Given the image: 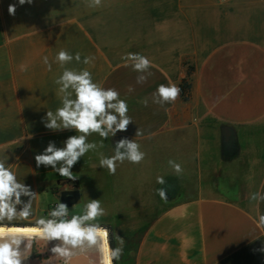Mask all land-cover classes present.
Instances as JSON below:
<instances>
[{
	"label": "crops",
	"instance_id": "crops-1",
	"mask_svg": "<svg viewBox=\"0 0 264 264\" xmlns=\"http://www.w3.org/2000/svg\"><path fill=\"white\" fill-rule=\"evenodd\" d=\"M60 50L80 53L81 62L64 67L86 68L94 82L115 88L133 121L126 132L103 141L90 135L88 142L104 147L73 168L107 171L98 153L113 155L115 143L127 137L146 157L140 164H118L115 175L123 187L114 200L139 209L161 200L157 176L170 186L130 249L129 264H264V201L250 200L253 193L264 195V0H118L24 31L12 30L0 9V157L7 156L17 179L37 193L34 215L46 206L37 191L42 169L53 170L37 167L35 156L49 142L63 147L79 134L44 124L47 111L62 106L55 83L64 70L55 59ZM127 53L152 61L145 83H136L138 73L122 59ZM88 56L94 60L85 65ZM188 65L189 99L153 103L157 87L178 85ZM137 129L142 135H135ZM170 159L182 165V176L174 174Z\"/></svg>",
	"mask_w": 264,
	"mask_h": 264
},
{
	"label": "clouds",
	"instance_id": "clouds-1",
	"mask_svg": "<svg viewBox=\"0 0 264 264\" xmlns=\"http://www.w3.org/2000/svg\"><path fill=\"white\" fill-rule=\"evenodd\" d=\"M33 0H18L19 5L31 4ZM103 0H86L89 8H98ZM10 15H15L16 5L8 7ZM56 61L64 68L62 74L56 79L59 85V93L62 94V106L55 112L47 111L44 120L45 127L49 130H75L77 135L69 136L64 141L63 147H57L54 142H49L43 153L35 156L37 167H51L61 177L73 179L71 169L89 151H97L103 148V140L115 137L118 132H126L128 126L133 123L128 115V104L120 98V93L115 88H105L93 81L89 70H75L64 67L75 60L81 62L80 53L75 56L66 50H60L56 55ZM133 71L137 72V84H143L151 75L149 69L152 61L140 53H127L122 57ZM94 57L88 56L83 59L85 65L90 64ZM43 63L51 71V64L47 56ZM132 89L130 88L129 91ZM182 89L175 83L160 84L152 93V102L163 107L165 104H172L179 98ZM74 95V98H73ZM142 103L147 106L145 98ZM98 134L102 141L88 142V137ZM136 136L142 135L137 129ZM99 155V166L107 169L110 175H115L118 164L125 161L132 164H140L144 161L146 153L134 139L122 137L114 146V154L105 156L102 152ZM7 156L0 157V223L14 220H27L34 216L33 201L37 193L29 186L21 183L11 167L6 163ZM168 165L177 177L182 176L183 168L180 163L170 159ZM156 183L165 185V177L157 176ZM161 200H167L168 191L165 187L156 189ZM27 197V202L22 200ZM250 200L264 201V195L253 193ZM17 206H21L18 210ZM106 215V210L99 199H90L84 203L78 214H71L66 203L59 202L52 208L47 216H41L35 220V231L38 236L25 237L11 231L4 232L0 229V264H22L30 253L32 243L42 240L45 245L49 242H57L51 248L52 257L48 264H70V261L77 256L87 257L93 251H101L102 238L108 236V229L103 228L98 222L99 218ZM259 223L264 225V215L259 216ZM103 234V235H102ZM115 239L119 246L110 248L107 257L101 256V264H113L119 261L123 255L124 239L116 235ZM27 243L21 250L24 241Z\"/></svg>",
	"mask_w": 264,
	"mask_h": 264
},
{
	"label": "rangeland",
	"instance_id": "rangeland-1",
	"mask_svg": "<svg viewBox=\"0 0 264 264\" xmlns=\"http://www.w3.org/2000/svg\"><path fill=\"white\" fill-rule=\"evenodd\" d=\"M116 1L118 0H103L102 6ZM10 4L16 5L15 15H10L8 12ZM98 8L87 7L86 0H33L31 4L25 3L22 6L19 5L18 0H0L1 15L14 31L46 26L50 22L81 16ZM71 171L73 172V179L61 177L54 170L43 168L42 178L37 183V191L42 195L39 204L41 206L43 203L46 205L44 212L42 210L37 211L36 215L27 220L18 219L10 223H35V220L39 217L47 216V208L51 203L58 201V197L53 194L54 192L76 187L79 190L80 198L77 203L68 207L70 215L78 214L82 210L83 198L84 203L90 199H99L106 210V215L99 218L98 222L103 228L111 231L114 247L119 246L118 241L115 239L116 235L124 239L123 255L119 261L115 262L117 264H129L130 249L135 244L143 228L160 210L162 204L160 202L162 201L149 202L143 208L134 209L130 202L114 200L119 195V189L123 187V184L121 185L118 180V176L107 174V171H100L99 169L96 170V174H92L89 168L84 167L81 169L72 168ZM25 202L27 201L25 200ZM122 208L129 209L124 210ZM30 253L29 259L40 261L48 259L47 252H42V248L35 241L32 243Z\"/></svg>",
	"mask_w": 264,
	"mask_h": 264
},
{
	"label": "bare ground",
	"instance_id": "bare-ground-1",
	"mask_svg": "<svg viewBox=\"0 0 264 264\" xmlns=\"http://www.w3.org/2000/svg\"><path fill=\"white\" fill-rule=\"evenodd\" d=\"M0 229H2L4 232L11 231L13 233H19V234H22L25 237H29V238L38 236V233L34 230L35 226H10V227H3L2 226V227H0ZM26 243H27L26 240L22 243L21 250H23L24 245ZM35 243L42 248V252L43 251L47 252L48 259L40 261L37 259L27 258L26 260H24L22 262V264H48L49 258L52 257V255H53L50 250L55 245V243H57V242L53 241V242H49L45 245L44 241L37 240V241H35ZM109 250H110V248L108 246L107 237H103L102 243H101V251H93V252L89 253L87 257L77 256L70 261V264H101V256L103 255V257L106 258ZM53 264H54V262H53Z\"/></svg>",
	"mask_w": 264,
	"mask_h": 264
},
{
	"label": "trees",
	"instance_id": "trees-1",
	"mask_svg": "<svg viewBox=\"0 0 264 264\" xmlns=\"http://www.w3.org/2000/svg\"><path fill=\"white\" fill-rule=\"evenodd\" d=\"M193 68L192 66H186L185 76L181 79L178 86L182 89L179 98L183 101H186L190 97V88H191V74H192ZM161 187L167 188V191L170 190V186L162 185ZM108 246L109 248H114V242L111 237V231L108 229ZM113 264H117L115 261Z\"/></svg>",
	"mask_w": 264,
	"mask_h": 264
},
{
	"label": "water",
	"instance_id": "water-1",
	"mask_svg": "<svg viewBox=\"0 0 264 264\" xmlns=\"http://www.w3.org/2000/svg\"><path fill=\"white\" fill-rule=\"evenodd\" d=\"M223 141L226 143L228 141V129L223 127L221 129ZM79 190L77 188L71 190H61L59 192L58 201L62 203H66L68 207L77 203L79 200Z\"/></svg>",
	"mask_w": 264,
	"mask_h": 264
},
{
	"label": "built area",
	"instance_id": "built-area-1",
	"mask_svg": "<svg viewBox=\"0 0 264 264\" xmlns=\"http://www.w3.org/2000/svg\"><path fill=\"white\" fill-rule=\"evenodd\" d=\"M217 2H219V3H227V2H229L230 0H216ZM57 203H59L58 201H56V202H53V203H51L49 206H48V208H47V214H48V212L52 209V208H54L55 207V205L57 204Z\"/></svg>",
	"mask_w": 264,
	"mask_h": 264
},
{
	"label": "flooded vegetation",
	"instance_id": "flooded-vegetation-1",
	"mask_svg": "<svg viewBox=\"0 0 264 264\" xmlns=\"http://www.w3.org/2000/svg\"><path fill=\"white\" fill-rule=\"evenodd\" d=\"M76 187H72V188H70V189H62V190H71V189H75ZM61 191V190H60ZM59 191V192H60ZM59 192H54L53 194H54V196H56V197H58L59 196Z\"/></svg>",
	"mask_w": 264,
	"mask_h": 264
}]
</instances>
